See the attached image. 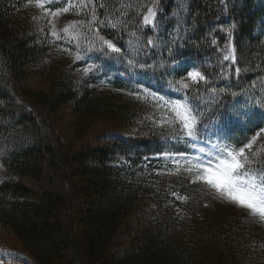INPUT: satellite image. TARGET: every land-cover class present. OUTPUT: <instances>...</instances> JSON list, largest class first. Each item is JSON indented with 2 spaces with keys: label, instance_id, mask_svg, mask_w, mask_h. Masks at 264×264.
<instances>
[{
  "label": "trees",
  "instance_id": "1",
  "mask_svg": "<svg viewBox=\"0 0 264 264\" xmlns=\"http://www.w3.org/2000/svg\"><path fill=\"white\" fill-rule=\"evenodd\" d=\"M62 1L0 0V250L23 252L20 264H264L261 218L210 224L226 197L154 159L251 142L264 174V0ZM148 92L187 106L195 135ZM174 193L195 220L183 228L163 212ZM148 198L158 214L134 220Z\"/></svg>",
  "mask_w": 264,
  "mask_h": 264
},
{
  "label": "snow or ice",
  "instance_id": "2",
  "mask_svg": "<svg viewBox=\"0 0 264 264\" xmlns=\"http://www.w3.org/2000/svg\"><path fill=\"white\" fill-rule=\"evenodd\" d=\"M63 11L66 12L68 9L65 8ZM154 17L155 11L149 8L147 15L144 16L145 25L153 23ZM96 22L97 19L95 13H93V20L90 24ZM98 23L101 26H105L104 20H99ZM109 24L115 27V24L110 20ZM64 31L67 32L68 29L65 28ZM98 33L99 29L96 30L95 35L101 44L106 45L113 53H120L119 48L111 41H106L103 37H99ZM53 34L55 35V33ZM230 55L235 60L234 54L230 53ZM77 58L79 59V57ZM224 59H229V56H225ZM238 71L239 69H237ZM187 77L193 83L206 79L200 71H189L187 72ZM183 86L187 87L186 84ZM177 115L183 120L184 127L187 129V135L189 137L194 136L196 117L192 114L191 110L187 106H184L183 113L178 111ZM251 146V142L242 146H238L232 142L214 145L213 147L216 148V152L206 161L197 162L196 164L198 179L215 189L221 196L264 219V174L255 172L250 167L252 159L249 155H246L245 149L251 148Z\"/></svg>",
  "mask_w": 264,
  "mask_h": 264
},
{
  "label": "rangeland",
  "instance_id": "3",
  "mask_svg": "<svg viewBox=\"0 0 264 264\" xmlns=\"http://www.w3.org/2000/svg\"><path fill=\"white\" fill-rule=\"evenodd\" d=\"M54 1H57V0H40V2H38L37 4H38V7L40 6L42 10L43 8L49 9L48 5ZM64 1L66 2V0H63L61 3L63 4ZM153 10L155 11V17L153 18V23L148 24V26L155 28L158 11L155 9ZM260 31L264 33V27L260 28ZM230 53L234 54L232 47L228 49L225 56H229L230 58H232ZM36 81L37 80L33 78L28 79L27 84L30 86H38V83ZM148 95L152 97L153 99L157 100L161 105H164L166 108H168L170 111H172L176 115L178 111L181 113H183L184 111V105L182 102H178L176 100H169L167 98H162L160 95L154 94L152 92H148ZM64 113L65 112L62 110V114ZM66 113H68V111ZM177 117L178 119L182 121V123H184L183 120L180 118V116L177 115ZM71 121H72L71 117L64 116L60 123V126L66 131L68 136L73 134V130L69 128ZM132 133L133 131H131L130 134ZM201 146L198 144L194 145V148L190 155H165L160 159L161 163H159L157 166L162 172H165V171L173 172L174 175H180V173H184L185 175L183 177L184 178L186 177L187 179L189 178L190 182L207 185L202 180L198 179V169L196 167V164L197 162L206 161L213 153L211 152L210 147L200 148ZM215 152H216V149L214 148V153ZM5 176H6V171L3 168V166L0 164V183L4 180ZM211 189L213 190L214 195L221 196V194L218 193L215 189L213 188ZM170 198L172 200L171 199L166 200L165 206H164L165 210H163V212L168 211L171 215H173V217L176 219V222L178 223L177 225L181 228L187 226L188 224L193 223V221L195 220H192V218H190V216L188 215L187 211L184 208V205L187 204L188 202V198L185 196H181L177 193L170 195ZM177 200L180 201L181 204H178L177 202H175ZM139 203L141 204L138 210L136 211L135 215L133 216L134 220L140 218V216H145L146 218L155 217V215H157L158 211L160 210L157 203H155L153 200H150L149 198L145 199L144 201L140 200ZM244 212L253 214L248 209L240 207L238 204L226 198L221 203L210 202L208 210L205 213H206V220L210 222V224H216L220 220H225V219L234 217L236 213H244ZM253 215L259 217L256 214H253ZM262 220L264 221V219ZM119 241L120 242L126 241V238L120 237ZM26 260H28V258L21 251L0 250V264H20Z\"/></svg>",
  "mask_w": 264,
  "mask_h": 264
},
{
  "label": "bare ground",
  "instance_id": "4",
  "mask_svg": "<svg viewBox=\"0 0 264 264\" xmlns=\"http://www.w3.org/2000/svg\"><path fill=\"white\" fill-rule=\"evenodd\" d=\"M196 145V144H195ZM198 145H200V144H198ZM194 148V147H193ZM193 150V149H192ZM191 153H192V151H191ZM191 153H181V154H172V153H168V154H164V155H162L161 157H155L154 159H156V160H158V161H160L161 162V158L163 157V156H165V155H190Z\"/></svg>",
  "mask_w": 264,
  "mask_h": 264
}]
</instances>
